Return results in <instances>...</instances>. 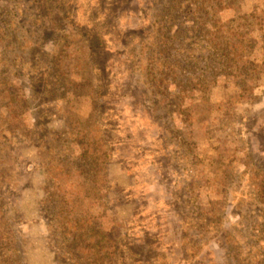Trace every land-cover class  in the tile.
Returning a JSON list of instances; mask_svg holds the SVG:
<instances>
[{"label":"rangeland","instance_id":"rangeland-1","mask_svg":"<svg viewBox=\"0 0 264 264\" xmlns=\"http://www.w3.org/2000/svg\"><path fill=\"white\" fill-rule=\"evenodd\" d=\"M220 1L0 0V264H264V0Z\"/></svg>","mask_w":264,"mask_h":264},{"label":"trees","instance_id":"trees-1","mask_svg":"<svg viewBox=\"0 0 264 264\" xmlns=\"http://www.w3.org/2000/svg\"><path fill=\"white\" fill-rule=\"evenodd\" d=\"M195 3H199V0H194ZM204 2H207L210 5V12L204 13L203 12V7L205 3L201 4L200 6L197 7L196 11H194V14H198V17H200V14L203 15L204 18H207L209 16V13H211L213 16H216L217 13L220 12L218 9L220 8V4L222 1L220 0H204ZM221 2V3H220ZM176 4L172 5L170 8L175 9ZM168 11V10H167ZM228 24L229 23H224L222 24L220 20L215 19V22L213 25L218 26V29H215L216 31L213 34H209V38H207V43L209 47V55L207 56V62L208 64L206 65V69L209 71L211 75H213V79H211V82H215L216 78L219 76V74H222V71L224 70L225 67L229 68H236L238 71L241 69L243 65L248 63L247 61L244 60L242 57V52L239 51L243 46H242V39L240 38L239 35L234 34L233 32L229 33L234 34L231 35V37L226 36L228 33ZM212 25V26H213ZM222 31L223 35L221 37H216L219 31ZM226 32V33H225ZM220 38V40H218ZM158 58L154 57V64L158 65L159 67H164L165 63L161 61L162 58H165V53L163 50H158ZM195 60V57H194ZM196 62H194V65ZM175 68V67H174ZM161 76L157 75L154 77V82L156 83V89L160 90H166L164 88V84L167 83L166 79L163 78L162 73L160 72ZM204 79V78H203ZM203 80H198L195 85H194V90L196 92H204L202 88H205V83H201ZM197 87H200L201 89H196ZM22 105L25 104V102H22ZM264 189V183H261V190ZM264 191V190H263ZM264 193V192H263ZM94 230V229H93ZM92 232L95 233V230ZM96 254L95 252H93Z\"/></svg>","mask_w":264,"mask_h":264}]
</instances>
